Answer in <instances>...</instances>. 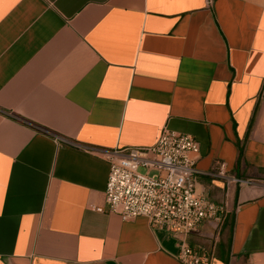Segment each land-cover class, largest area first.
<instances>
[{
  "label": "crops",
  "instance_id": "1",
  "mask_svg": "<svg viewBox=\"0 0 264 264\" xmlns=\"http://www.w3.org/2000/svg\"><path fill=\"white\" fill-rule=\"evenodd\" d=\"M165 128L225 210L188 243L264 264V0H0V264H181L172 233L96 211L102 150Z\"/></svg>",
  "mask_w": 264,
  "mask_h": 264
},
{
  "label": "built area",
  "instance_id": "2",
  "mask_svg": "<svg viewBox=\"0 0 264 264\" xmlns=\"http://www.w3.org/2000/svg\"><path fill=\"white\" fill-rule=\"evenodd\" d=\"M102 153L110 173L106 208L98 207L96 211L118 214L125 221L146 218L152 228L168 231L180 240L177 259L181 264H211L212 257L205 250L193 248L187 240L203 223H220L225 213L222 205L196 188L198 141L165 128L153 146ZM225 169L226 165L221 164L211 176L225 178Z\"/></svg>",
  "mask_w": 264,
  "mask_h": 264
}]
</instances>
